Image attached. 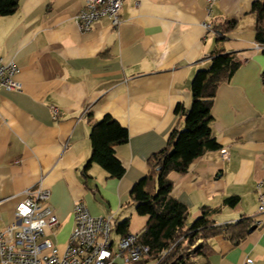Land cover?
<instances>
[{
    "label": "crops",
    "instance_id": "0c3cea01",
    "mask_svg": "<svg viewBox=\"0 0 264 264\" xmlns=\"http://www.w3.org/2000/svg\"><path fill=\"white\" fill-rule=\"evenodd\" d=\"M254 1L215 0L209 11L206 0H123L117 26L101 17L88 31L75 20L84 0H19L1 15L0 60L16 65L21 88L0 89V227L14 219L21 192L40 184L59 220L46 235L60 251L77 201L94 216L111 215L115 225L127 220L126 233H140L149 217L136 212L130 190L149 174L150 155L184 127L175 107L190 105L196 71L225 52L239 65L217 86L210 109L219 147L186 172L171 171L170 194L188 208L185 226L203 212L217 225L240 217L255 225L237 243L224 234L200 239L208 251L193 264H264V53L255 41ZM230 18L236 26L219 38L215 28ZM106 115L128 132L113 146L125 169L119 178L97 163L82 170L91 125Z\"/></svg>",
    "mask_w": 264,
    "mask_h": 264
},
{
    "label": "trees",
    "instance_id": "16d2710c",
    "mask_svg": "<svg viewBox=\"0 0 264 264\" xmlns=\"http://www.w3.org/2000/svg\"><path fill=\"white\" fill-rule=\"evenodd\" d=\"M19 0H0V16L13 13ZM251 12L255 14V41L264 53V0H255ZM237 24L230 18L215 28L219 38H224ZM232 53H218L211 59L208 69H199L194 74L191 85V102L188 107L177 104L175 113L184 119V127H175L166 145L148 158L151 166L145 177L133 184L130 198L138 214L148 215L144 229L139 233V241L149 245L150 257L167 250L158 264H193L198 254H207L205 244L198 242L209 237L224 234L234 243L242 240L253 225L251 217H240L234 222L214 224L206 218V212L197 217L190 226H185L189 211L181 201L171 196L173 181L168 177L171 171L184 173L191 161L206 150L219 147L211 131L210 109L217 86L227 81L239 62ZM264 81V71L261 74ZM128 132L111 116L106 115L92 123L89 140L91 153L83 165V172L92 163L99 164L110 177L119 178L125 169L114 154L113 146L126 142ZM236 202V198L229 203ZM127 220L115 225L117 232L127 234ZM125 232V233H124Z\"/></svg>",
    "mask_w": 264,
    "mask_h": 264
},
{
    "label": "built area",
    "instance_id": "2783aa9c",
    "mask_svg": "<svg viewBox=\"0 0 264 264\" xmlns=\"http://www.w3.org/2000/svg\"><path fill=\"white\" fill-rule=\"evenodd\" d=\"M213 1L206 0L209 11ZM122 5L123 0H84L75 20L83 31L90 30L101 17L109 18L115 27L120 23ZM204 26L211 29L213 25L204 23ZM16 71L13 62L0 60V89L21 88L15 78ZM51 110L55 116L56 107L51 106ZM220 155L228 159L229 152L221 148ZM21 195L14 209V219L0 227V264H158L167 252L163 250L150 257L149 245L139 241V233L112 238L113 217L92 215L82 201L74 204V227L64 251H60L46 235L48 229L59 224L49 203L50 190L38 184L25 188ZM260 209L264 210V206Z\"/></svg>",
    "mask_w": 264,
    "mask_h": 264
},
{
    "label": "rangeland",
    "instance_id": "374dc122",
    "mask_svg": "<svg viewBox=\"0 0 264 264\" xmlns=\"http://www.w3.org/2000/svg\"><path fill=\"white\" fill-rule=\"evenodd\" d=\"M187 225H189V224H187ZM115 235H116L115 230H112V231H111V237L115 239V238H116ZM47 236H48V235H47Z\"/></svg>",
    "mask_w": 264,
    "mask_h": 264
},
{
    "label": "water",
    "instance_id": "95a60500",
    "mask_svg": "<svg viewBox=\"0 0 264 264\" xmlns=\"http://www.w3.org/2000/svg\"><path fill=\"white\" fill-rule=\"evenodd\" d=\"M255 228V225H252L251 227H249L248 231H252Z\"/></svg>",
    "mask_w": 264,
    "mask_h": 264
}]
</instances>
